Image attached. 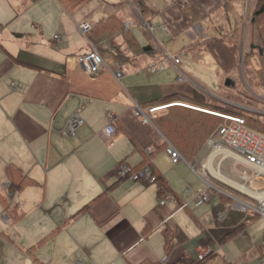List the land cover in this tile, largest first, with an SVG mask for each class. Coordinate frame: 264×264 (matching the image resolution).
Returning a JSON list of instances; mask_svg holds the SVG:
<instances>
[{
    "label": "crops",
    "instance_id": "crops-1",
    "mask_svg": "<svg viewBox=\"0 0 264 264\" xmlns=\"http://www.w3.org/2000/svg\"><path fill=\"white\" fill-rule=\"evenodd\" d=\"M144 1L151 10L149 18L142 17L135 0H0V213L18 224L15 238L23 240L20 248L33 264H262L264 217L235 210L243 212L238 200L254 203L255 192L264 191L263 172L254 180L255 168L232 159L219 165L218 156L212 171L205 174L201 168L200 175L214 186L219 205L191 202L187 207L179 196L160 205L158 183L136 182L118 173L121 162L140 166L152 146V165L179 194L170 172L175 171L177 179L187 174L179 167L182 161L174 164L161 149L169 140L156 125L170 108L157 112L152 125L136 115L135 103L147 108L175 95L194 96L197 88L178 81L182 63L167 62L165 70L155 72L150 65L166 53L175 55L170 49L174 37L187 35L188 53L195 41L207 43L206 24L222 7V0ZM185 6L198 14L196 24L186 16ZM112 17H119L142 46L153 41L161 51L157 57L143 55L126 63L120 78L114 74L119 64L109 52L117 44L124 48L121 32L96 44L91 32L86 36L79 29L87 21L106 34ZM146 22L156 27L153 33ZM92 44L104 52L108 65L94 76L76 61ZM78 110L85 122L69 136L68 121ZM108 110L117 128L110 138L105 135ZM192 133L187 144L175 148L182 155L188 150L191 163L201 167L207 160L205 144L192 155ZM226 162L239 180L222 172ZM9 167L16 169L11 176ZM21 180L22 188L12 191V183ZM205 183L189 186L198 191ZM88 203L90 207L79 213ZM10 211L18 219L13 220ZM221 212L227 214L224 222L218 219ZM165 228L174 236L169 250ZM230 232L233 235L226 236ZM201 248L211 250L209 259L199 261Z\"/></svg>",
    "mask_w": 264,
    "mask_h": 264
},
{
    "label": "trees",
    "instance_id": "trees-1",
    "mask_svg": "<svg viewBox=\"0 0 264 264\" xmlns=\"http://www.w3.org/2000/svg\"><path fill=\"white\" fill-rule=\"evenodd\" d=\"M135 3L142 17L149 18L151 10L146 5L145 1L135 0ZM237 5L240 6L238 9ZM218 12V15L222 14V18L218 23L214 24L210 31L208 29L209 37L206 41V49L212 54L217 65L226 75L238 74V77L241 78L242 74H244L250 87L253 86L254 83L263 84L264 0H222V7ZM185 14L191 23L196 24L199 21L198 14L191 6H185ZM213 19H215V17L211 18V20ZM251 25H254L258 31L257 43L248 41L249 36L251 37V33L248 36V28ZM125 27L126 26L119 17H112L110 18V21L106 23V28L108 30L106 34H102L101 28L97 26L90 31V37L94 43L99 44L101 40H113L115 35L121 32L125 43L124 48L122 44H117L116 47L109 52L116 64L119 65L121 63L133 62L138 56L146 55L157 57L161 54L160 49L153 41L142 46L134 34L129 30H126ZM252 45H255V48L252 49ZM100 52L104 54L101 49ZM256 79H258L257 82ZM234 82L236 83L235 80ZM246 91L250 94L248 90ZM173 97L174 98L167 100V103L165 104L184 101L188 103V105H192L205 111L241 116L246 119L249 127L253 129L258 128V130H261L264 134L263 118L229 103H217L211 101L205 98L199 89H196L195 94L192 97L186 95H175ZM231 98L232 96L230 95L228 97L225 96L224 99L228 100ZM223 123L224 119L219 115L183 106H172L168 115L161 117L160 120L156 122V125L169 140L168 143L164 142L162 144L161 149L167 150L169 143L178 147L181 146L180 142H182V144H187L190 138L188 135L194 131V133H192L194 136L191 137V142L194 146L192 148L193 155L198 149H201L202 145L206 144L208 138ZM158 149L159 148H157V150ZM187 152L189 151H182L183 156L186 160L192 162V156H187ZM154 153L155 152L150 154L140 166L135 168L151 165L153 172L157 177L156 183L176 193L167 183L164 176H162L152 165ZM15 170L16 169L9 167L7 174L11 176ZM22 178L24 180L28 179L25 175H23ZM22 185L23 182L21 180L18 183H12L10 189L12 191H19L22 188ZM221 196L225 197L224 195ZM90 205L91 203H88L79 213L87 210ZM10 213L12 214L13 220L18 219V217L13 214L14 211H10ZM8 215L10 216L9 213ZM233 233L234 232H230L226 236H232ZM165 236L166 248L169 250L174 245L172 242V237H174L173 232L170 229L165 228ZM33 249H35V247L30 250Z\"/></svg>",
    "mask_w": 264,
    "mask_h": 264
},
{
    "label": "built area",
    "instance_id": "built-area-1",
    "mask_svg": "<svg viewBox=\"0 0 264 264\" xmlns=\"http://www.w3.org/2000/svg\"><path fill=\"white\" fill-rule=\"evenodd\" d=\"M131 23H127L130 26ZM148 32H154L156 27L151 22L145 23ZM80 31L85 35L93 29V25L90 22L84 21L79 24ZM165 30H169L167 25H164ZM58 37V36H56ZM76 61L82 71L89 75H97L103 71V69L108 68V65L104 59L103 54L100 52V48L96 44L90 45V48L83 54L77 56ZM167 62H173L176 66L181 64L182 61L179 56L174 54H165L162 59L154 62L150 65V70L152 72L162 71L166 69ZM119 70L115 71L116 78H120L123 75L124 69L127 67L126 63H121ZM178 81L184 82L187 79L185 72L179 69ZM183 103H170L161 104L158 106H150L147 108L141 107L138 103H135V113L137 116L141 117L144 123L154 124V118L157 112L167 110L172 106ZM211 113L219 115L224 119V123L221 124L218 129L208 138L205 144L207 152V160H204L201 164L205 174L213 169V161L219 156V165L228 160L232 159L234 162L247 163L256 170V174L252 177L254 180H259L262 173H264V136L259 135L254 132L253 129L249 128L247 121L244 117L236 115H226L217 112ZM107 117L109 119V124L105 128V135L107 137H112L116 134L117 128L115 125V116L108 110ZM84 118L80 111L73 113L68 121V127L66 134L73 136L76 130L84 124ZM154 148L149 146L146 149L148 155L152 154ZM167 153L172 159L174 164L181 161L186 162L194 171L197 172V167L195 163H191L185 159V157L180 153L179 150L175 148L174 145L169 144L167 148ZM118 173L123 178L131 179L136 182L144 183H156L157 177L153 172L151 165H145L140 168L132 167L131 165L121 162L118 165ZM216 171V169H215ZM199 177L206 181V179L199 174ZM206 187L195 191L193 188L188 187L181 194H177L183 201V205L189 206L191 202H194L196 206L210 203L212 201V196L210 194L209 188L214 187L211 183L207 182ZM176 193L172 190L165 188L159 184V196L160 205H166L170 201L176 199ZM255 202L249 203L243 200H238L237 204L239 209L243 212L252 211L262 217H264V191L255 192L254 195ZM227 214L221 212L218 214V219L224 222ZM264 251V244H263ZM211 254V250L200 249L199 251V261L205 260ZM81 264V263H79ZM264 264V261H262Z\"/></svg>",
    "mask_w": 264,
    "mask_h": 264
},
{
    "label": "rangeland",
    "instance_id": "rangeland-1",
    "mask_svg": "<svg viewBox=\"0 0 264 264\" xmlns=\"http://www.w3.org/2000/svg\"><path fill=\"white\" fill-rule=\"evenodd\" d=\"M239 7L240 6H238L237 9ZM216 14L214 16L215 19L208 20V23L206 24L208 29L213 28L214 24L218 23L219 20H221L222 14ZM248 30V36L251 33V37L249 36L248 41L257 43L258 31L256 27L254 25H251ZM87 34L88 33H86L85 35L87 36ZM186 36L180 35L179 37H174L173 40H170L171 53L174 52L175 55L179 53L182 56L183 70L186 74H189L194 82H196L197 87H195V84H193L188 79L186 80L185 84L199 89L203 93L204 97L211 101L235 105L241 109H244L245 111H250L251 113L258 115L259 117L264 119V83H254V85L250 87L244 74H242L241 78L238 77V74L226 75L217 65L212 54L206 49V43L202 40L195 41L192 45V51L188 53L185 48H188L191 44H189V41L187 42ZM228 79L230 80V85L226 86ZM234 80L236 81V83L234 82ZM257 80L258 79H256V82ZM246 90H248L250 94L247 93ZM230 95L232 96L231 99H224L225 96L228 97ZM182 102L183 104H177L175 106H183L188 108L193 107L192 105H188V103L184 101H181L179 103ZM206 112L208 111L206 110ZM253 130L255 133L264 136L263 132L261 130H258V128H255ZM194 162L197 163V172L194 171L190 166H188L186 162H181L179 167L183 168V174H187L186 178L177 179V174H175V171L170 172L175 182L174 185L178 187L176 189L179 194L184 192L185 186L187 185V188L191 187L189 185H194L198 188L201 186V184L205 183L199 177V174H204L200 167V164L197 161ZM165 164L166 171H170L172 169V165H169L167 161L165 162ZM237 168L245 172L239 165L237 166ZM222 172L231 178L233 177L239 180V176L229 168L228 162L223 164ZM250 173L252 174L253 172ZM208 179L211 182L212 177L209 176ZM260 181L263 182V180L261 179ZM216 183L222 185V183L218 181H216ZM209 191L212 196V202H214L215 205H219V196L217 192L213 188H209ZM224 211L227 212L229 216H231L232 214L234 215V213H232V210L229 211L228 209H225ZM235 211H238V214L240 215L250 216L253 214L252 211H248V213H243L239 210ZM0 212H2L1 207ZM17 226L15 224L13 225L10 222H7L3 218V213H0V264H33L32 260L28 257V254L21 249L25 245L23 243V240H21V238H19V240L15 238V230L19 232ZM2 232H6L11 240H15L17 242L19 247L15 246L11 242V240L9 241L8 239L4 238ZM36 249H38V246L36 247Z\"/></svg>",
    "mask_w": 264,
    "mask_h": 264
},
{
    "label": "water",
    "instance_id": "water-1",
    "mask_svg": "<svg viewBox=\"0 0 264 264\" xmlns=\"http://www.w3.org/2000/svg\"><path fill=\"white\" fill-rule=\"evenodd\" d=\"M226 85H230V80L229 79L227 80V84ZM192 109H195V108H192ZM199 111H203V110H199ZM203 112H206V111H203Z\"/></svg>",
    "mask_w": 264,
    "mask_h": 264
},
{
    "label": "flooded vegetation",
    "instance_id": "flooded-vegetation-1",
    "mask_svg": "<svg viewBox=\"0 0 264 264\" xmlns=\"http://www.w3.org/2000/svg\"><path fill=\"white\" fill-rule=\"evenodd\" d=\"M255 48V45H252V49Z\"/></svg>",
    "mask_w": 264,
    "mask_h": 264
}]
</instances>
